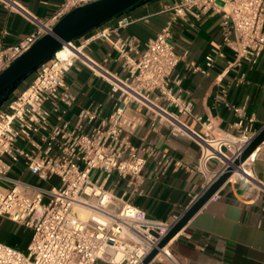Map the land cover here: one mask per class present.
I'll return each mask as SVG.
<instances>
[{
    "label": "built area",
    "instance_id": "2783aa9c",
    "mask_svg": "<svg viewBox=\"0 0 264 264\" xmlns=\"http://www.w3.org/2000/svg\"><path fill=\"white\" fill-rule=\"evenodd\" d=\"M93 1L96 0H63L49 19L42 20L17 0H0V4L22 14L34 26L16 43L0 45V73L52 32L62 17ZM209 10L221 13L223 44L205 56L206 68L195 61L188 67L207 73L216 56H223L224 47L240 60L257 63L264 52V0H180L165 7L171 19L143 50L136 37L123 34L135 21L128 14L79 39L63 42L31 82L0 108V217L24 225L31 233L25 250L0 241V264H140L158 247L180 216L174 221L149 218L128 197L105 186L113 174L135 184L142 180L148 160L155 153L150 145L140 151L131 145V137L145 123L143 109L155 123L167 125L172 135L185 136L199 144L198 169L206 179L202 192L229 168L231 176L241 170L247 160L240 165L235 161L259 132L245 107L233 106L238 117L236 131L222 129L195 114L192 99L177 95L170 85V76L182 59L171 41L174 22L178 17L198 16V12ZM96 40L110 41L116 60L127 73L125 77L87 52ZM77 62L108 84L114 105L107 115H103L102 103L84 108L71 125L64 118L65 111L55 120L52 113L61 104L70 106L76 100L65 75ZM183 116L193 117L202 131L193 129ZM85 126L89 131L83 130ZM163 157L170 165L167 153ZM212 160L219 165L213 173L208 167ZM21 161L25 171L41 182L54 176L59 182L45 186L23 179L13 173L14 165ZM95 170L104 174L101 182L100 177L93 179ZM231 176L225 183L242 180L264 188L253 171L249 177L231 180ZM83 210L91 215L82 217ZM168 245L153 261L166 258L180 264Z\"/></svg>",
    "mask_w": 264,
    "mask_h": 264
},
{
    "label": "crops",
    "instance_id": "0c3cea01",
    "mask_svg": "<svg viewBox=\"0 0 264 264\" xmlns=\"http://www.w3.org/2000/svg\"><path fill=\"white\" fill-rule=\"evenodd\" d=\"M17 1L42 20L49 19L63 2ZM179 1L151 0L138 6L127 13L135 21L123 34L136 37L143 50L171 19V13L164 11L165 7ZM221 21V13L209 10L198 12V16L178 17L174 22L171 41L182 59L170 76V85L177 95L192 99L195 114L212 120L220 128L236 131L238 117L233 106H244L247 117L254 118V129L260 131L264 127V52L257 63L249 64L238 59L230 48L224 47L223 56H216L207 73L195 72L188 67L189 62L195 61L206 68L205 56L223 44ZM33 28L22 14L0 4V45L16 43ZM87 52L111 71L121 77L126 76L110 41L96 40ZM32 78L25 83L29 84ZM65 80L76 100L70 106L61 104L58 110L53 111V120L65 111L64 118L74 125L82 109L100 103L104 105L103 115L111 112L114 100L109 96L108 84L81 62L66 73ZM177 80L179 84L175 83ZM161 104L166 105L164 101ZM170 109L173 110L172 107ZM143 112L145 123L131 137V145L137 151L150 145L155 153L148 160L141 182L135 184L113 174L105 186L128 197L149 218L174 221L201 194L206 183L205 176L198 169L201 149L195 140L172 135L167 125L155 123L145 109ZM182 119L193 129L202 131L201 124L193 117L183 116ZM89 129L85 126L83 130ZM164 153L171 158L170 165L165 163ZM245 166L249 174L252 175L253 171L264 183V142L252 153ZM208 167L213 173L219 165L212 160ZM99 172L100 176L96 178L100 177L101 182L104 174ZM13 173L44 185L59 182L56 176L41 182L25 171L23 161L14 165ZM238 176L246 177L235 174L231 180ZM22 227L0 217V241L25 250L31 233L28 230L27 236L22 235ZM167 249L180 264H264V188L242 180L225 183L169 242ZM150 264L173 263L165 258Z\"/></svg>",
    "mask_w": 264,
    "mask_h": 264
},
{
    "label": "water",
    "instance_id": "95a60500",
    "mask_svg": "<svg viewBox=\"0 0 264 264\" xmlns=\"http://www.w3.org/2000/svg\"><path fill=\"white\" fill-rule=\"evenodd\" d=\"M151 0H96L80 6L62 17L52 32L42 36L27 52L17 58L0 73V108L11 96L55 53L63 42L76 40L107 24L123 14ZM264 142V127L248 144L235 164L245 162ZM232 174V168L221 173L180 216L178 221L140 264H150L160 249H163L192 219V217L221 189Z\"/></svg>",
    "mask_w": 264,
    "mask_h": 264
},
{
    "label": "rangeland",
    "instance_id": "374dc122",
    "mask_svg": "<svg viewBox=\"0 0 264 264\" xmlns=\"http://www.w3.org/2000/svg\"><path fill=\"white\" fill-rule=\"evenodd\" d=\"M27 83H23V85L16 91V92H19L20 90H22L24 87H26ZM97 176H100V172L99 171H95L92 175L93 179H95ZM46 186V185H45ZM83 212L86 213L85 217H88L89 215H91V212H89L88 210H83L81 211V215L83 216ZM93 217H96V218H100L99 215L97 214H92ZM27 232H28V229L23 225L22 227V231L20 232L22 235L24 236H27Z\"/></svg>",
    "mask_w": 264,
    "mask_h": 264
},
{
    "label": "bare ground",
    "instance_id": "6f19581e",
    "mask_svg": "<svg viewBox=\"0 0 264 264\" xmlns=\"http://www.w3.org/2000/svg\"><path fill=\"white\" fill-rule=\"evenodd\" d=\"M248 159H249V158H248ZM248 159H247V160H248ZM246 163H247V161L243 164V167L241 168V170H239V172L236 171L233 175H235V174H242V175H244V176H246V177H249L251 174H249V172L246 170V166H245ZM81 214H82V213H81ZM85 215H86V213L83 212V216H82V217L86 218Z\"/></svg>",
    "mask_w": 264,
    "mask_h": 264
},
{
    "label": "trees",
    "instance_id": "16d2710c",
    "mask_svg": "<svg viewBox=\"0 0 264 264\" xmlns=\"http://www.w3.org/2000/svg\"><path fill=\"white\" fill-rule=\"evenodd\" d=\"M33 77V76H32Z\"/></svg>",
    "mask_w": 264,
    "mask_h": 264
}]
</instances>
